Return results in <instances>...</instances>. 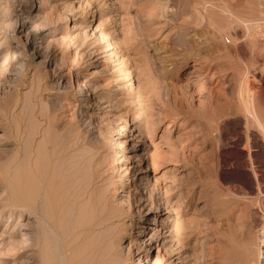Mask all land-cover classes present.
I'll list each match as a JSON object with an SVG mask.
<instances>
[{"label": "rangeland", "instance_id": "374dc122", "mask_svg": "<svg viewBox=\"0 0 264 264\" xmlns=\"http://www.w3.org/2000/svg\"><path fill=\"white\" fill-rule=\"evenodd\" d=\"M86 3L0 0V167L19 184L51 143L87 157L101 144L127 225L159 226L129 229L124 264H259L264 0ZM37 221L0 210V264H38L10 256L35 244Z\"/></svg>", "mask_w": 264, "mask_h": 264}, {"label": "bare ground", "instance_id": "6f19581e", "mask_svg": "<svg viewBox=\"0 0 264 264\" xmlns=\"http://www.w3.org/2000/svg\"><path fill=\"white\" fill-rule=\"evenodd\" d=\"M97 1L86 0V4L89 6ZM139 51L141 49L138 47L132 50L137 57L135 61L142 64L145 59L142 55H138L142 53ZM38 55L39 52L35 54V57H39ZM78 83H80L79 80L76 84ZM56 111L54 105H50L48 118L45 117L46 122L49 124L52 122L50 118ZM73 131L75 132H72L67 139L77 136V131ZM63 141L49 144L48 168L32 167L29 174L30 177L34 176L30 180L23 179L24 181L16 184L14 181L16 178L12 181L13 176L16 175L15 168L9 174L0 167V183L6 192L4 203L0 202L1 213L7 209L11 211L18 209L25 218L33 214L38 219V236L35 244L29 248L19 246L20 248L16 249L17 255L10 256H17L19 259L27 257L26 253L30 252L28 257L35 259L38 264H124L126 258L123 259L121 254L120 243L127 236L129 229L131 238H133L134 229H137V238L145 234L143 229L149 228L144 223L147 218L142 223H135L138 228H134L135 224L127 225L126 220H131V212L115 204V192L123 186L114 184L112 181L111 164L103 155L104 146L94 145L93 153L89 157L86 154V156L76 154L74 156L72 148L66 145L68 140L64 141L65 143ZM117 145L121 149L123 143L119 142ZM2 156L0 152V159ZM116 158L117 156L111 158L112 166L116 165L118 160ZM142 161L143 157L138 156V167L143 168L140 166ZM140 170V174L145 173L143 169ZM34 181L37 182L36 187L32 183ZM140 181H143V177ZM134 189L135 194L141 193L137 184ZM129 207L131 205L127 208L130 209ZM160 207L157 205L156 209ZM148 211L146 210L145 217L152 213L151 210ZM141 216L139 214L138 217L142 218ZM152 221H156V215ZM149 229L155 230V233L159 232L158 225ZM59 241L61 247L53 246ZM129 256L134 257L131 250H129ZM128 260L131 259L128 258Z\"/></svg>", "mask_w": 264, "mask_h": 264}, {"label": "built area", "instance_id": "2783aa9c", "mask_svg": "<svg viewBox=\"0 0 264 264\" xmlns=\"http://www.w3.org/2000/svg\"><path fill=\"white\" fill-rule=\"evenodd\" d=\"M261 246L259 249V255H258V263L264 264V235H261Z\"/></svg>", "mask_w": 264, "mask_h": 264}]
</instances>
